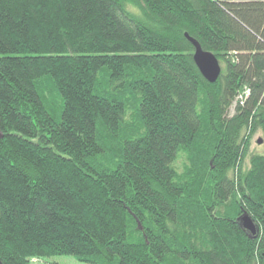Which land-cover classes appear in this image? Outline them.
Returning <instances> with one entry per match:
<instances>
[{"label": "trees", "instance_id": "trees-1", "mask_svg": "<svg viewBox=\"0 0 264 264\" xmlns=\"http://www.w3.org/2000/svg\"><path fill=\"white\" fill-rule=\"evenodd\" d=\"M260 128L264 0H0L1 261L264 264Z\"/></svg>", "mask_w": 264, "mask_h": 264}, {"label": "water", "instance_id": "water-1", "mask_svg": "<svg viewBox=\"0 0 264 264\" xmlns=\"http://www.w3.org/2000/svg\"><path fill=\"white\" fill-rule=\"evenodd\" d=\"M185 36L195 47L193 58L201 74L208 82L215 83L222 72V65L219 59L214 53L204 50L201 44L188 33ZM261 143L262 139H259L258 144ZM239 220L242 222L243 227L250 232L251 236H256L258 232L257 224L248 213H243ZM0 264H3L1 259Z\"/></svg>", "mask_w": 264, "mask_h": 264}, {"label": "rangeland", "instance_id": "rangeland-1", "mask_svg": "<svg viewBox=\"0 0 264 264\" xmlns=\"http://www.w3.org/2000/svg\"><path fill=\"white\" fill-rule=\"evenodd\" d=\"M222 66L224 65L222 64ZM249 132H251V129L247 131V133ZM249 137H250V139L248 140L249 152L248 154L244 156V166L243 167L245 170L249 167L251 153H264V130L260 128L257 131L253 132L251 135H249ZM259 139H262L261 144H258ZM245 140H247V136H245ZM242 160H243V157H242ZM184 161H185L184 157L181 155L175 162L174 164L175 167L180 171L183 170ZM236 167H238V165ZM45 262H57L59 264H89L85 261L79 260L76 256H73V255H56L52 257H44L38 260L35 259L34 261H32L31 264H44Z\"/></svg>", "mask_w": 264, "mask_h": 264}, {"label": "crops", "instance_id": "crops-1", "mask_svg": "<svg viewBox=\"0 0 264 264\" xmlns=\"http://www.w3.org/2000/svg\"><path fill=\"white\" fill-rule=\"evenodd\" d=\"M239 1H250V0H239Z\"/></svg>", "mask_w": 264, "mask_h": 264}]
</instances>
